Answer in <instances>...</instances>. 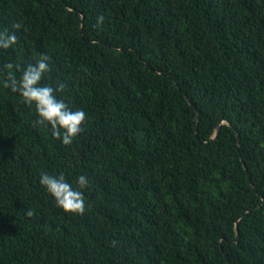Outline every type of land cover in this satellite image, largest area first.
I'll use <instances>...</instances> for the list:
<instances>
[{
	"label": "trees",
	"instance_id": "16d2710c",
	"mask_svg": "<svg viewBox=\"0 0 264 264\" xmlns=\"http://www.w3.org/2000/svg\"><path fill=\"white\" fill-rule=\"evenodd\" d=\"M5 28L0 66L47 54L87 117L63 145L0 86V264H264V0H0ZM41 172L85 174V213Z\"/></svg>",
	"mask_w": 264,
	"mask_h": 264
},
{
	"label": "clouds",
	"instance_id": "9594fccd",
	"mask_svg": "<svg viewBox=\"0 0 264 264\" xmlns=\"http://www.w3.org/2000/svg\"><path fill=\"white\" fill-rule=\"evenodd\" d=\"M104 17L97 18V23H102ZM18 29L20 26L14 25ZM18 38L15 32L7 28L0 30V50L14 48ZM19 71V75H17ZM52 71L50 57L41 53L39 59L33 64H28L22 69L12 62L0 66V86L18 93L23 102L35 109L36 123L50 128L54 139L63 145L69 146L84 132V121L87 114L83 108H73L58 95L63 93L65 85L57 81L55 85L43 83L46 74ZM90 181L85 174L75 178L74 183L69 181L64 173L41 172L39 184L54 199L57 207L65 212L83 215L86 211L84 190L88 188ZM30 217L31 210L27 211Z\"/></svg>",
	"mask_w": 264,
	"mask_h": 264
}]
</instances>
